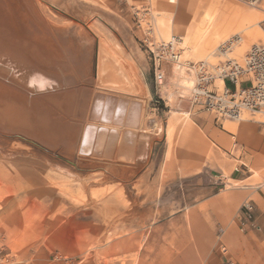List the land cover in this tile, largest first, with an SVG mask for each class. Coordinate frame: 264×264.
Masks as SVG:
<instances>
[{
	"label": "rangeland",
	"instance_id": "374dc122",
	"mask_svg": "<svg viewBox=\"0 0 264 264\" xmlns=\"http://www.w3.org/2000/svg\"><path fill=\"white\" fill-rule=\"evenodd\" d=\"M230 1L224 31L218 23L220 4L203 16L190 17L196 25H184L178 32L182 59L213 64L228 57L242 60L252 45L264 43V12ZM154 3L0 0V13L11 17L8 11L12 10L14 16L21 17L19 21L24 25L19 26L38 28L43 38L57 40L68 55L87 58L88 70L83 75L88 80L81 82L82 86H93L96 50L99 59L101 43L132 53L148 67L154 96L146 118L156 125L150 128L151 133L161 139L165 118L190 119L187 111L191 104L186 95L182 101L180 98V93H186V73L165 65V84L157 83L148 36L160 42L156 27L162 30L168 21L158 14ZM172 33L162 30L163 40L170 39ZM235 35L241 40L232 51L225 55L219 52V46ZM85 44L90 48L88 53L82 46ZM45 55L39 58L42 64L52 63L47 58L51 54ZM217 83L222 87L221 81ZM63 88H56L54 95ZM54 95L45 99L42 132L26 126V122L17 124L7 115L5 107H13L9 98L6 105H0V264H237L231 249L221 242L211 248L178 246V222H189L187 208L216 190L208 174H170L160 166L162 143L151 152L154 165L147 161L131 170L100 166L79 156L73 146L76 138L70 141L72 144L63 142V121L57 119L61 115L56 112L63 105ZM13 98L25 104L27 110L39 113L37 98L30 103L25 97ZM244 118H250V114ZM53 119L60 127L52 129ZM48 127L50 136L45 133ZM241 226L245 230V225Z\"/></svg>",
	"mask_w": 264,
	"mask_h": 264
},
{
	"label": "crops",
	"instance_id": "0c3cea01",
	"mask_svg": "<svg viewBox=\"0 0 264 264\" xmlns=\"http://www.w3.org/2000/svg\"><path fill=\"white\" fill-rule=\"evenodd\" d=\"M236 1L264 12V0H258L256 5H251L249 0ZM216 4H220L222 8L218 23L221 24L220 29L224 31L228 23L230 0H155L153 6L159 12L158 14L164 15L168 21L162 30L172 31V35L178 36V32L183 31L184 25L190 28L196 25L190 22L192 15L203 16L206 11L214 10ZM162 30L156 27L157 37L164 41L161 35ZM155 35L153 36L156 39ZM106 40L116 44L113 40ZM58 45H60L59 42ZM82 46H85L88 53L90 48L86 44ZM63 52L65 57L62 54V57H47L53 61L44 64L49 67V70L40 67L57 77V84H60L56 86L57 88L64 86L63 78L67 80L68 86H65L64 90L60 89L56 95L52 93L53 97L57 98V103L63 105L56 110L61 115L60 119L58 117L57 119L63 121V142L72 144L70 141L76 138L73 146L79 156L93 160L100 166L128 170L138 168L147 161L150 162V166L154 165L155 161L151 152L154 153L157 145L162 143L159 148L162 168L178 176L208 174L214 184L212 189H216L197 204L187 208L189 222H178V246L186 244L189 247L211 248L221 242L231 249L237 264H264V124L261 114H250V118L241 120L219 119L214 113L204 110L195 111L190 107L187 111L190 119L179 116L166 117L164 135L158 139L155 134L145 128L146 125L143 124V116H141L147 113L154 96L148 81L147 65L140 63L128 50L124 49V52L129 57L121 49L110 48L101 43L99 59L96 50L95 81L90 88L80 84L87 79L83 75L88 70L87 58L81 60L73 58L71 54L68 55L65 49ZM58 64L61 66L58 67ZM64 65L67 66L66 72L61 76L60 72ZM0 77L4 78V76ZM11 84L13 86L8 88L12 93L9 101L12 100L14 104L19 103L13 96L27 98L26 93L14 86L15 81L11 80ZM74 84L81 86H73ZM105 93H107L106 98L99 103L103 106L102 110L94 117L93 108L95 104L98 106L97 97ZM48 96L39 97L35 94L31 96V101L35 97L45 105V99ZM117 98L123 100L118 101ZM128 100L130 102H127ZM133 100H138V104ZM128 103H132L133 108ZM89 104L91 109L88 112ZM140 108L143 109L142 112ZM123 110L126 114L120 115ZM128 110L133 114L139 112L141 116L138 118L141 124L137 122L136 126H132L134 131L130 134L125 133V127H128V119L125 116L127 115L128 118V115H133ZM114 111L117 112L113 116L118 117H113L112 121L117 122V129L107 131L108 135L105 134L106 131L96 130L97 132L93 133L94 137L92 136L90 140L92 142L97 137L96 143L92 142L89 151L83 150L88 147L81 143V139L82 141L84 139L83 128L90 124L92 119L98 125L101 122L104 123L103 120ZM105 113L108 116L102 119ZM258 115L260 119L256 118ZM123 117L126 120L123 121L124 123L121 122ZM54 120L51 124L52 129L60 127ZM104 135L107 136L104 138ZM98 140V145L100 142L102 145L96 146ZM247 202L252 205L253 219L246 217L247 211L244 205ZM243 224H245V230H242Z\"/></svg>",
	"mask_w": 264,
	"mask_h": 264
},
{
	"label": "built area",
	"instance_id": "2783aa9c",
	"mask_svg": "<svg viewBox=\"0 0 264 264\" xmlns=\"http://www.w3.org/2000/svg\"><path fill=\"white\" fill-rule=\"evenodd\" d=\"M257 1L249 0V3L256 5ZM148 39L147 47L159 85L165 84L164 66L172 65L194 79L193 87L180 93L181 101L186 95L192 108L214 113L219 119L241 120L245 114L259 113L264 124V43L252 45L242 60L227 56L221 63L213 64L207 60L182 59L179 36L172 35L167 41L160 42L152 41L151 36ZM240 40L235 35L220 45L219 50L228 54ZM217 81L222 82V87ZM244 207L246 217L250 219L252 205L247 202Z\"/></svg>",
	"mask_w": 264,
	"mask_h": 264
},
{
	"label": "bare ground",
	"instance_id": "6f19581e",
	"mask_svg": "<svg viewBox=\"0 0 264 264\" xmlns=\"http://www.w3.org/2000/svg\"><path fill=\"white\" fill-rule=\"evenodd\" d=\"M8 12L9 13L11 12V14H10V15H12L11 17H8L7 15H2L0 13L1 14L0 15V76H4V77H6L12 81H15L14 86H16L17 89L23 91V93L27 94L26 100L29 103L31 102V96L35 95V94L38 95L39 97H41L43 95L51 96L52 93L54 92V90L58 86H60V84H57V81H58L57 77H54L45 71V70H49V67L42 64V62L39 58H41L42 55H44V54H46V55L51 54L49 56L50 58H54V57L56 58V57H60V56L62 57L64 52L62 51V49H60L58 43L56 42L57 40H55L52 37H49L48 39L43 38V36H42L43 31L41 30V32H39L40 29H38V28L36 29L33 26H31V27L19 26V23L20 24L22 23V22H20L21 17L19 18V17L14 16L12 14V10L8 11ZM17 34H19L21 36H18ZM17 37H19V38H17ZM63 41L65 42V40H63ZM46 49L49 51L48 53L45 51ZM219 52H221V51H219ZM224 54H227V53L224 52ZM63 56L65 57V55H63ZM57 60H59V59H57ZM60 62H61V59H60ZM40 67L45 69V70H42ZM66 67L67 66L64 65L63 70H61V72L59 71L61 73L60 74L61 76H62V73L66 72V69H65ZM8 79L0 77V91L4 94V97L10 99L12 93L9 91L8 88H9V86H13V85L11 84L10 80H8ZM63 79L64 80L62 82H63L64 86H68V85H66L67 80L65 78H63ZM184 81H186L185 86H183L185 89L189 90L190 88L193 87L194 79L192 76L188 75V78H186ZM98 91H101V90H98ZM105 94H99L97 97L98 106L95 104V106L93 108L94 109L93 110V116L94 117L98 113H100L102 110L103 106H101L99 103L103 99L106 98L107 93H105ZM109 96H111V95H109ZM6 98L3 99L1 96V93H0V105H2L3 103H5V105H6ZM117 99H118V101L123 100L121 98L120 99L117 98ZM112 100H114V99H112ZM110 101H111V98H110ZM137 101L133 100V102H137ZM121 102H123V101H121ZM127 102H130V100H128ZM132 103L131 104L128 103V104H130L133 108L134 103L133 104ZM90 104L88 106V109H89L88 112L91 109ZM137 104H138V102H137ZM45 105L43 102L39 103V105H38L39 106L38 107L39 113L37 115L35 114V112L27 110L28 108L26 107V105L22 104L21 102H19V103L17 102L15 104L13 103V107H11V108H8L9 106H6L8 109L6 107H5V109L7 111V115L14 118L17 124L21 125V124H24L26 122V126H29L33 129L39 131V132L40 131L42 132V130L44 128L42 123H43V120L45 119V113H46L45 112L46 109L44 108ZM142 107H143V105H142ZM128 109H130V108L128 107ZM138 109H139V107H138ZM115 110H117V108ZM124 110H123V112H120V115H121V113L122 114L125 113ZM140 110H141V108H140ZM142 110H141V112H142ZM115 112H117V111H114V113L110 112L111 114H109L108 118H107L108 115H106V113H105L102 119H104V118H107V119L103 120L104 123H102V122L100 123L101 126L98 125V123L92 119L90 124H88L87 126H85L83 128V134L84 135H82V137L84 139H83V141L81 139V143L83 142V144H82L83 146H84V144L86 146H88L87 148H83V150L86 149L89 151L91 149L92 142L96 143L95 138L97 139V137L94 138V141L93 140H92V142L90 141L94 137L93 133L97 132L96 130L99 129V132L100 131H103V132L106 131L105 134L108 135L107 131L117 129L118 124L114 120L115 118L113 119L114 121H112L113 117H118V116H113V115H115ZM129 113H130V111H129ZM130 114H133V113H130ZM105 115H106V117H105ZM128 116H129L128 118H127V115L125 116L126 119H128L127 120L128 127L126 128L124 126L125 127V133H127V134H130L134 131L133 130L134 127H132V126H136L135 124L137 122L140 123L138 118H140L141 116H143L142 122L144 125H146L145 128H147L149 131H152L153 129H155L156 125L154 126L153 123H149L147 121L146 114L140 116L139 112H136L133 115H128ZM125 117L121 118L122 123H124L123 121H126V120H124ZM105 120H108V121L105 122ZM122 123H120V124H122ZM135 129H136V127H135ZM45 133L50 136L49 127L45 131ZM135 133H136V131H135ZM106 136L104 135V138ZM98 143H99V140L97 141L96 146L102 145V142H100L99 145H98ZM83 158H85V157H83Z\"/></svg>",
	"mask_w": 264,
	"mask_h": 264
}]
</instances>
